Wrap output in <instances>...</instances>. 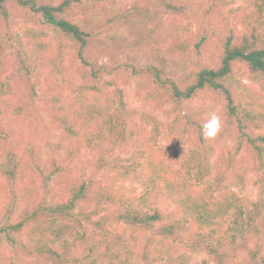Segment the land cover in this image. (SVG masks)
<instances>
[{
    "label": "trees",
    "instance_id": "16d2710c",
    "mask_svg": "<svg viewBox=\"0 0 264 264\" xmlns=\"http://www.w3.org/2000/svg\"><path fill=\"white\" fill-rule=\"evenodd\" d=\"M77 1L0 0L6 32L18 14L34 22L19 37L24 58L0 54V105L16 66L27 70L30 60L70 63L72 84L59 151L70 159L84 147L102 144L116 190L101 208L77 212L85 182L70 183L64 172L42 181V175L24 166L0 168V213L10 215L0 227V264H10L5 238L28 257L22 264H75L79 236L58 231L47 216L77 217L102 229L116 223L137 238L152 231L153 242L150 235L146 239L166 264H190L191 254L172 239L178 228L166 207L190 234L210 244L213 240L208 251L218 257L214 245H228L244 232V212L234 191L244 176L234 162L225 166L224 142L231 141L234 154L264 178V0H87L90 15L109 31L125 24L131 12L144 17L150 31L138 43L126 38L134 45L143 41L155 53L143 64L99 62L94 35L69 18ZM131 80L142 100L138 108L130 105L123 87ZM162 111L175 113L181 126L179 140L166 148L158 144ZM211 112L221 120L219 141L202 135ZM130 163L140 167L137 176L126 169ZM255 182L263 190L264 209V182ZM130 204L140 208L130 209ZM261 219L250 215L247 222L248 264H264ZM23 232L25 239L18 236ZM133 253L101 243L85 258L88 264H127Z\"/></svg>",
    "mask_w": 264,
    "mask_h": 264
},
{
    "label": "rangeland",
    "instance_id": "374dc122",
    "mask_svg": "<svg viewBox=\"0 0 264 264\" xmlns=\"http://www.w3.org/2000/svg\"><path fill=\"white\" fill-rule=\"evenodd\" d=\"M86 2L87 0L77 1L75 8L69 13V18L94 35L95 54L99 62L143 64L156 57L143 41L134 45L126 40L130 38L138 43V40L150 31L140 13L131 12L132 15L125 24L109 31L98 17L94 19L95 16L90 15ZM120 5L124 9H131L128 3ZM141 12L147 11L141 9ZM29 23H34L31 18L18 14L11 18V24L6 32L0 18V54L9 55L14 60L25 57V49L19 43V37ZM27 66V70H18L16 66L6 80L7 85L0 105V168L18 170L19 167L24 166L42 175V181H45L50 173L52 179L66 173L71 177L70 183L79 185L85 182L87 185L86 196L79 202L76 211L89 212L96 207L101 208L107 204L109 195L116 190V186L112 183L113 173L105 169L103 160L107 157L105 148L102 144L84 147L70 159L64 151H59L63 124H65L66 110L63 108L68 100L73 68L70 63L61 59L30 60ZM11 84L15 86L13 89L10 87ZM9 87L11 92H8ZM123 87L130 105L138 108L142 100L135 82L128 81ZM200 103L202 102H197V104ZM202 104L207 105V102ZM160 113L162 135L158 144L166 148L172 141L179 140L181 126L175 113L171 115H166L164 111ZM212 114L215 113L211 112ZM192 133L194 132H189L188 136ZM215 138L219 141V133ZM224 143L222 157L225 166L234 162L244 176V181H238V185L234 187L240 209L243 208L244 212L242 220L244 232L228 245H214L219 254L215 257L208 251L210 246L213 247V240L210 244L207 238L190 234L188 225L179 223L177 220L179 216L171 208L166 207L172 223L178 228L172 239L191 254L190 264H201L204 260L208 264H248L249 234L246 230L249 225L247 222L250 220V215H255L256 219L262 218L261 221L264 223V209L261 208L263 190L255 182L261 180L263 185L264 178L260 171L247 166L245 158L234 154V144L231 141ZM126 166L131 174L135 176L139 174L140 167L137 164L130 163ZM222 179L223 176L217 174V180L222 181ZM137 186L140 190L141 184ZM137 207L138 205H129L130 209ZM9 216L6 212L0 213V227L5 225ZM46 218L51 222L54 221L58 231H64L65 235L76 233L79 236L76 240L75 256L72 259L75 264L80 262L88 264L89 260L85 258V255L101 243L116 246L124 252H134L127 264H166V260L156 254L151 242L149 243L146 239L150 235L153 242L155 234L152 231H147L144 238H137L128 227L116 223L102 229L103 227L99 225L82 224L77 217L64 219L47 216ZM95 218L98 219L99 216ZM13 220L17 222L16 216H13ZM261 235L262 243H264V225ZM18 236L25 239L24 232L19 233ZM5 240L10 264H22L27 260L28 257L20 249L14 248L6 238ZM48 262L55 264L50 260Z\"/></svg>",
    "mask_w": 264,
    "mask_h": 264
},
{
    "label": "clouds",
    "instance_id": "9594fccd",
    "mask_svg": "<svg viewBox=\"0 0 264 264\" xmlns=\"http://www.w3.org/2000/svg\"><path fill=\"white\" fill-rule=\"evenodd\" d=\"M204 139H214L221 131V120L218 115L212 114L209 119L201 125Z\"/></svg>",
    "mask_w": 264,
    "mask_h": 264
}]
</instances>
